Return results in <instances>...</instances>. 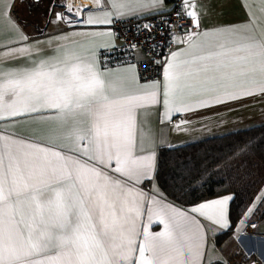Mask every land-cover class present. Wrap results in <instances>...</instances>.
Wrapping results in <instances>:
<instances>
[{"label":"snow or ice","instance_id":"snow-or-ice-1","mask_svg":"<svg viewBox=\"0 0 264 264\" xmlns=\"http://www.w3.org/2000/svg\"><path fill=\"white\" fill-rule=\"evenodd\" d=\"M13 3L0 11V21L19 34L0 43V264L221 259L207 251L214 246L197 217L229 228L231 194L183 210L155 185L151 193L142 187L159 170L157 147H173L163 137L157 141L147 109L159 107L161 123L173 124L176 114L264 96V0H244L247 21L213 28L202 27L197 0H180L175 19L189 23L179 24L183 35H173L178 47L162 62L163 79L144 84L134 66L124 69L130 76L119 75V66L109 69L98 56L108 45L98 46L96 38L114 39L115 20L172 11L164 0H96L98 10L83 18L59 0L55 6L66 12L50 23L108 27L49 38L50 55L39 46L44 42L28 43L11 16ZM21 119L35 121L40 134L4 127ZM187 123L180 120L173 130L186 131ZM256 199L264 205V195ZM154 224L163 227L154 232Z\"/></svg>","mask_w":264,"mask_h":264},{"label":"crops","instance_id":"crops-1","mask_svg":"<svg viewBox=\"0 0 264 264\" xmlns=\"http://www.w3.org/2000/svg\"><path fill=\"white\" fill-rule=\"evenodd\" d=\"M24 2L25 0H14V3L11 7V16L19 25L20 29L22 30V33L28 37L29 44H34V42L36 41L44 42L41 43L39 46L45 49V55L51 54L50 50H48L47 44L49 38H54L65 33L79 32L85 29L104 30L106 27H108L103 25H78L75 28H72L69 27L63 21H61L60 23L56 22L51 28L49 27V25H46L47 27H44L42 23L48 20V16L51 12V9L53 12L55 7V4L54 2H52V0H49V12L44 6L42 7L44 14H46L43 19H40L37 22V19L34 18L28 22H24L20 12L22 8L21 5L24 4ZM74 2L70 3L68 0L67 4H69L74 10H82L81 18H83V16L87 14L88 9L98 10L96 0H75ZM174 2L175 0H164L165 6L169 9L174 6ZM7 3L8 0H0V11H2L6 7ZM197 4L199 6H202L204 9V13L202 16L203 28L237 25L247 21L249 18L244 0H197ZM56 10L59 13L66 12V9L64 7L56 6L54 11ZM30 13L33 17L37 16L34 11H30ZM111 29L114 33H116L113 28V25L111 26ZM174 34L183 35L181 29L179 28L174 29L173 35ZM10 39H19V34L10 30L6 24L0 21V43L7 42ZM72 39L83 40L84 38L80 36H75L72 37ZM96 43L98 46L101 44L108 45L107 49L99 48L98 56L101 61L106 60L104 58V55L106 53H109L110 56L115 55L116 49L121 46V40L117 37V35H115L114 39L110 37L96 38ZM54 46L55 45L53 44V47ZM177 47L178 46L174 43L173 49L171 51H176ZM135 55L138 59H142L145 57L144 53L141 51H136ZM120 59L121 58L118 57L119 62L116 63L107 62V67L115 71L119 66V75L130 76L131 73L125 72L124 69H127L129 66H134L135 74L140 84L150 83L152 81H160L163 79L162 74L159 79L144 81L139 77L138 68L134 62H123L120 61ZM101 66L103 67V64ZM133 87H135L134 84ZM147 110L151 113V124L157 141L159 142L160 138L163 137L166 140L167 144H171L174 147L188 142L203 139L209 136L223 135L231 131L249 128L264 123V96L253 95L235 102H230L216 107L202 109L194 113L183 114V117H181L179 121H189V123L183 125V127L187 129L186 131L173 130L174 124L179 121H173V124H162V110L159 107H149ZM178 115L180 114L174 115L172 119H174ZM4 127L7 130L14 132L18 135L40 134L37 123L30 119H21L18 120L15 124L11 122H5ZM162 129L163 132L161 131ZM163 148L169 147L159 145L156 149L158 156L161 149ZM154 182L155 180L145 181L142 184L143 189L146 192L151 193L153 191V185H155ZM158 190L160 191L159 188ZM231 195L234 198V195ZM167 201L171 202L169 200ZM232 201H230L229 203L230 227L227 229H220L219 225L211 224L210 222H207L202 218L197 217L198 219H201V222L206 225L208 240L210 244L214 246L208 248L207 251L210 254H213L214 257L221 258L214 259L213 264H264V229L261 228L263 227L262 220L264 219V217L254 218L253 215H250L251 213L246 214L241 220L237 222L234 227L233 233H230L222 239L220 236V238L218 239L221 240L217 241L218 234L229 230L233 225V220L231 217ZM171 203L174 206H177L183 210H188L194 205L199 204L200 202L190 205L188 207H181L173 202ZM242 220L243 223H241ZM252 225H255V227H252ZM162 227V224H154L151 230L154 232H158L162 229ZM212 229H215L214 234L212 232Z\"/></svg>","mask_w":264,"mask_h":264},{"label":"trees","instance_id":"trees-1","mask_svg":"<svg viewBox=\"0 0 264 264\" xmlns=\"http://www.w3.org/2000/svg\"><path fill=\"white\" fill-rule=\"evenodd\" d=\"M158 161L154 183L167 200L181 207L234 195L233 225L218 234L217 241L234 232L253 203L257 207L250 215L264 217V205L256 199L264 195V123L163 148Z\"/></svg>","mask_w":264,"mask_h":264},{"label":"built area","instance_id":"built-area-1","mask_svg":"<svg viewBox=\"0 0 264 264\" xmlns=\"http://www.w3.org/2000/svg\"><path fill=\"white\" fill-rule=\"evenodd\" d=\"M180 0H175L174 5ZM172 11L159 12L153 15H145L140 18H128L126 20H115L113 28L117 37L121 40V46L116 49L115 55L109 53L104 55L108 63L134 62L137 65L139 77L144 81L159 79L163 74L164 64L162 63L173 49L172 35L179 24L187 25V20L175 19V12L178 8H171ZM169 24L174 27L169 28ZM143 25H150L145 29ZM135 45V47H132ZM136 51L144 53L145 57L138 59ZM183 114L176 116L173 121H179Z\"/></svg>","mask_w":264,"mask_h":264},{"label":"rangeland","instance_id":"rangeland-1","mask_svg":"<svg viewBox=\"0 0 264 264\" xmlns=\"http://www.w3.org/2000/svg\"><path fill=\"white\" fill-rule=\"evenodd\" d=\"M68 0H66L67 2ZM52 2H54V4H58L59 3V0H52ZM51 2V3H52ZM45 7L46 10L49 12V8H50V3H49V0H39V1H35V0H25L24 4L21 5V17L23 19L24 22H28L30 21L31 19H34L36 18L37 22L40 20V19H43L45 17L46 14H44V11H43V8L42 7ZM56 7V6H55ZM55 7H54V10H55ZM60 7V6H58ZM52 12V9H51V12L49 13V16H48V20L44 23H42V25L44 27H47L46 25H49V27H53L55 23H50L49 21H55L56 20V13H59L57 10ZM30 11H34L36 13V17H33L32 14L30 13ZM61 22V21H60ZM58 22V23H60ZM262 226L261 228L264 229V219L262 220Z\"/></svg>","mask_w":264,"mask_h":264},{"label":"bare ground","instance_id":"bare-ground-1","mask_svg":"<svg viewBox=\"0 0 264 264\" xmlns=\"http://www.w3.org/2000/svg\"><path fill=\"white\" fill-rule=\"evenodd\" d=\"M75 0H69L70 3L74 2ZM75 3V2H74Z\"/></svg>","mask_w":264,"mask_h":264},{"label":"water","instance_id":"water-1","mask_svg":"<svg viewBox=\"0 0 264 264\" xmlns=\"http://www.w3.org/2000/svg\"><path fill=\"white\" fill-rule=\"evenodd\" d=\"M37 1V0H36Z\"/></svg>","mask_w":264,"mask_h":264}]
</instances>
